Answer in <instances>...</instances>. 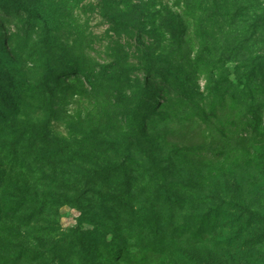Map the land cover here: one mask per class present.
Listing matches in <instances>:
<instances>
[{"label": "trees", "instance_id": "trees-1", "mask_svg": "<svg viewBox=\"0 0 264 264\" xmlns=\"http://www.w3.org/2000/svg\"><path fill=\"white\" fill-rule=\"evenodd\" d=\"M188 6L183 20L186 43L191 41L189 20L200 14L193 41L195 53L189 65L194 72L146 54L143 73L135 74L144 76L145 81L161 80L164 88L174 94L166 109H151L147 97L139 98L123 110L125 141L99 140L92 131L82 140L80 151L65 157L59 136L53 131L61 120V103L72 99L74 93L68 91L76 82L86 85L84 92L93 94V99H99L103 83L98 78L114 82L104 77L109 76L111 68L89 70L69 46L55 41L58 38L52 30L47 31L50 37H45L41 29L37 42H33L32 33L28 34L21 47L13 46L9 37L3 41L0 229L17 218L30 234L32 245L40 246L19 250L1 264H75L68 253L81 264H105L104 260L111 264H199L203 248L215 251L214 247L229 250L264 245V215L253 211L242 197L237 204L221 203L204 212L202 205L190 199L196 188L186 174L178 178L168 174L177 163L176 157L183 151L189 157L193 151L179 148L181 138L175 135L169 138V133L147 132L148 123L159 127L188 120L190 130H194L190 139H196L204 128L219 126L225 145L212 153V159L206 158L207 151L196 149L195 161L206 166L205 160L215 161L221 152H236L243 157L246 168L264 164V47L258 48L264 36V0H194ZM16 8L28 20L43 18L19 2ZM247 17L249 21H244ZM115 20L131 25L125 14ZM206 21L207 28H203ZM133 29L136 43L142 45L145 34L156 35L158 31L140 18ZM123 66L120 61L113 64L118 71ZM194 74H202L203 88L192 78ZM71 78L77 79L65 82ZM103 115H97L98 130H105L110 121V116ZM229 132L238 139L235 149L234 141L227 137ZM250 136L255 139L247 140ZM112 154L122 160L107 167L97 164L101 155ZM83 167L90 171L88 175ZM25 170H29L32 184L24 189L15 184L8 190L7 180ZM82 173L96 189L70 199L69 194L78 190L77 175ZM70 205L81 212L79 224L89 223L91 228L83 231L74 227L48 246L47 240L55 232L52 218L58 216L60 208ZM80 235L95 245L85 248ZM64 240L66 245L61 244ZM98 245L104 255L97 254Z\"/></svg>", "mask_w": 264, "mask_h": 264}, {"label": "rangeland", "instance_id": "rangeland-1", "mask_svg": "<svg viewBox=\"0 0 264 264\" xmlns=\"http://www.w3.org/2000/svg\"><path fill=\"white\" fill-rule=\"evenodd\" d=\"M15 1L36 10L42 15V20H28L25 14L17 12ZM192 2L194 0H0V49L3 48V41L8 37L13 46L21 47L26 43L28 34L32 33L33 42H37L39 40L37 34L41 29L45 37H50L47 31L52 30L53 36L58 38L55 41L65 47L69 46L73 55L81 58V64L89 70L100 72L102 68H111L108 69L109 76L107 74L104 77H110L114 82L106 83L102 77L98 78L103 83L99 99H93V94L84 92L87 86L76 82L68 91L74 93L72 99H66L61 103V120L57 123L58 128L53 131L59 136L61 153L64 157L72 152L80 151L82 140L92 131L99 140L125 141L126 138L122 133L123 110L139 98L147 97L146 102L151 109L160 108V111L166 109L167 101L174 94L164 88L161 80L145 81L144 76L136 77L135 74L143 73L147 65L146 54L160 56L165 61L170 60L174 66L194 72L189 65L195 53L193 41L196 40L198 33L200 14L192 16L189 20V35L192 42L186 43L183 40V20H185L188 3L191 6ZM124 14L131 20V25H124L115 20ZM139 18L158 30L156 35L145 34L143 45L136 43L135 29H133V25H136ZM244 21H249V17ZM205 24L203 28H207L208 21ZM246 28L247 24L244 29ZM261 47H264V36L259 39L258 48ZM119 61L125 66L119 67L118 71L113 64ZM133 67L134 70L131 71ZM200 75L194 74L192 78L196 79L203 88L204 80L202 74ZM74 79L77 78H71L65 82L70 83ZM127 79L130 81L128 82ZM145 111H147L146 108ZM98 114L110 116L105 130L102 127L97 129V120L100 119ZM173 123L159 127L148 123L147 132L149 135L169 133L171 135L169 138L175 135L181 138L177 142L179 148L188 147L193 153L196 149L202 148L203 151H207L206 158L209 159L213 158L212 153L219 149L218 147L225 145L219 135V126L204 128L200 137L190 139L191 133H194V130H190V121L178 120ZM151 128L153 131L150 130ZM196 129L199 128L196 127ZM232 134V132L227 133V137L234 141L235 149L238 146V139ZM254 139L255 137L252 136L247 138L250 141ZM193 153L187 157L183 151L175 158L177 163L172 171H168V174L172 178L186 174L189 182L196 188L190 194V199L202 205L204 212H207L209 207L221 203L237 204L242 197L250 204L253 211L264 215V164L246 168L244 159L239 153L221 152V156L216 157L217 160H205L204 162H208L205 166L193 159ZM223 153L225 154L222 155ZM121 160L122 157L115 154L101 155L97 159V164L107 167ZM67 165H72V162H67ZM83 169L86 168L83 167ZM90 169L92 170L91 167ZM83 173L88 175L90 171L86 169ZM83 173L77 175L75 181L79 183L78 190L69 194L70 199H76L82 191L93 192L96 189L94 185L88 184ZM16 175L18 176L7 180L8 190H11L15 184H19L16 186L22 189L26 184H32L29 170L23 171L22 175ZM80 214V210L72 205L60 208L58 216L52 218L51 227L55 228V232L51 238H48L47 245L55 244L61 235L74 227H79L83 231L90 229L89 223L79 224ZM6 224L0 229V259H2L0 264L11 260L19 250H34L38 245L40 246V244L32 245L30 234L17 218ZM82 238L83 236H81V245L85 248L95 245L88 237ZM61 244L66 245L67 241L64 240ZM48 246H45V249ZM236 247L229 250L214 247L215 251L203 248L200 252L202 263L199 262V264H264V245L254 249H246L243 246L237 249ZM96 249L97 254L100 252L104 255L103 250H98L99 245ZM38 250L43 249L38 248ZM64 255L65 253L61 254V258ZM68 256L75 264L82 263L75 255L68 253ZM104 263L111 264L106 260Z\"/></svg>", "mask_w": 264, "mask_h": 264}]
</instances>
